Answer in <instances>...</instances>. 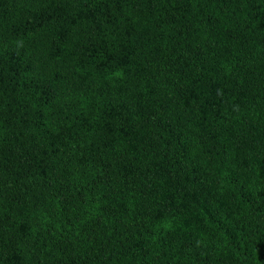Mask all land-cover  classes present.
<instances>
[{
    "label": "trees",
    "instance_id": "16d2710c",
    "mask_svg": "<svg viewBox=\"0 0 264 264\" xmlns=\"http://www.w3.org/2000/svg\"><path fill=\"white\" fill-rule=\"evenodd\" d=\"M0 264H264V0H0Z\"/></svg>",
    "mask_w": 264,
    "mask_h": 264
}]
</instances>
